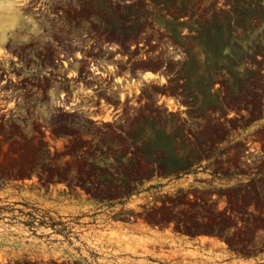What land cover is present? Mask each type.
Masks as SVG:
<instances>
[{
  "label": "rangeland",
  "instance_id": "rangeland-1",
  "mask_svg": "<svg viewBox=\"0 0 264 264\" xmlns=\"http://www.w3.org/2000/svg\"><path fill=\"white\" fill-rule=\"evenodd\" d=\"M7 2L0 264H264V0Z\"/></svg>",
  "mask_w": 264,
  "mask_h": 264
},
{
  "label": "crops",
  "instance_id": "crops-1",
  "mask_svg": "<svg viewBox=\"0 0 264 264\" xmlns=\"http://www.w3.org/2000/svg\"><path fill=\"white\" fill-rule=\"evenodd\" d=\"M177 241H178V243H175V245L177 247H181V246L182 247H186L188 245H191L192 247L200 248L202 245H206V244H204V243H202L200 241H197V240H190V241L177 240ZM192 252H194V251H192ZM197 252H199V251H197ZM215 254H218L219 255L217 257V259L219 261H216V260L215 261H208L207 264H222V263H224V264H230V263H226V261L224 259L226 256H225L223 250L217 249V251L215 252ZM233 262H234L233 264H247V262H239V261H236V260H234Z\"/></svg>",
  "mask_w": 264,
  "mask_h": 264
},
{
  "label": "bare ground",
  "instance_id": "bare-ground-1",
  "mask_svg": "<svg viewBox=\"0 0 264 264\" xmlns=\"http://www.w3.org/2000/svg\"><path fill=\"white\" fill-rule=\"evenodd\" d=\"M7 1L8 0H0V7L5 8L7 16H17V14L13 10H10V5H9V3ZM12 1H18V0H12ZM94 70H95V73H98V71L96 69H94ZM142 78L144 80L148 81V79H152V78H154V76L152 75V73L145 72ZM170 103H171V101H168V104H170ZM141 245H143V244H141Z\"/></svg>",
  "mask_w": 264,
  "mask_h": 264
}]
</instances>
